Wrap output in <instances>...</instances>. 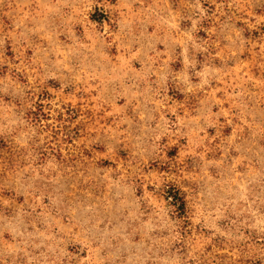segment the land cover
<instances>
[{
	"label": "rangeland",
	"instance_id": "rangeland-1",
	"mask_svg": "<svg viewBox=\"0 0 264 264\" xmlns=\"http://www.w3.org/2000/svg\"><path fill=\"white\" fill-rule=\"evenodd\" d=\"M0 264H264V0H0Z\"/></svg>",
	"mask_w": 264,
	"mask_h": 264
},
{
	"label": "trees",
	"instance_id": "trees-1",
	"mask_svg": "<svg viewBox=\"0 0 264 264\" xmlns=\"http://www.w3.org/2000/svg\"><path fill=\"white\" fill-rule=\"evenodd\" d=\"M165 197L168 199V203L173 206V209L178 214L184 212L185 202L180 190L173 184L164 185L163 191Z\"/></svg>",
	"mask_w": 264,
	"mask_h": 264
}]
</instances>
